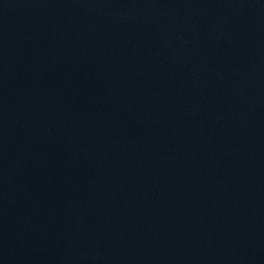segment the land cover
Returning <instances> with one entry per match:
<instances>
[{"label": "water", "instance_id": "1", "mask_svg": "<svg viewBox=\"0 0 264 264\" xmlns=\"http://www.w3.org/2000/svg\"><path fill=\"white\" fill-rule=\"evenodd\" d=\"M0 264H264V0H0Z\"/></svg>", "mask_w": 264, "mask_h": 264}]
</instances>
